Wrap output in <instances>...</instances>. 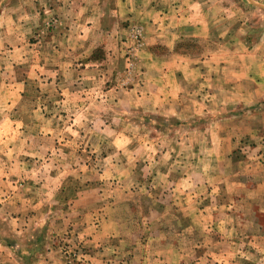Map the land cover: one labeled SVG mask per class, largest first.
<instances>
[{
	"label": "crops",
	"instance_id": "crops-1",
	"mask_svg": "<svg viewBox=\"0 0 264 264\" xmlns=\"http://www.w3.org/2000/svg\"><path fill=\"white\" fill-rule=\"evenodd\" d=\"M209 3L0 0V201L17 232H71L103 264L131 255L139 264H264V71L222 47L202 58L171 50L182 37H211L206 13L218 3ZM52 16L60 23L48 31ZM132 20L172 55L145 56L143 84L124 90L113 83L124 66L117 33ZM115 106L122 117L152 109L184 128L151 140L140 128L133 140L130 119L128 129L113 124ZM243 136L253 143L246 152ZM120 137L126 151L145 150L138 177L130 156L113 171L125 149L109 158L108 148Z\"/></svg>",
	"mask_w": 264,
	"mask_h": 264
},
{
	"label": "rangeland",
	"instance_id": "rangeland-1",
	"mask_svg": "<svg viewBox=\"0 0 264 264\" xmlns=\"http://www.w3.org/2000/svg\"><path fill=\"white\" fill-rule=\"evenodd\" d=\"M210 3H218L216 8L210 9L206 13V16L211 17L216 22H212L210 25V35L206 36H194V37H182L176 45L174 46L173 53L185 54L188 56L193 55V58H202L203 54L208 52H214L216 49L222 47L224 50H232V54L228 57L230 61L235 58V51L240 54H248L246 50L254 49V56L244 55V62L250 64L258 65L260 73L264 71V0H206ZM209 3V4H210ZM222 17V18H219ZM60 19L57 16H52L50 20L45 24V28L48 31L56 29L59 25ZM122 32H118L117 35L120 36L123 42V59L124 66L123 70L116 73L113 82L119 88L124 90H137L144 82V66L143 60L146 57L152 58H170L172 51L170 47L166 46L159 41L154 42V34H152L146 27L145 22H140L137 20L126 21L122 23ZM151 33L150 40L147 41L148 34ZM94 54L97 58L104 57L102 51ZM235 50V51H234ZM99 55L100 57H98ZM224 56H222V60ZM224 83L222 84V86ZM219 93V92H218ZM136 94H139L138 92ZM211 91V95H213ZM222 94L223 87H222ZM136 96V95H135ZM216 103V101H214ZM200 107H196V110H200L204 107L203 103H199ZM208 103H205V105ZM185 106V104H183ZM222 105V104H221ZM218 104H211L210 109H217ZM260 112L264 113V100L259 103ZM248 108V109H246ZM242 111H251L250 107H246ZM119 109V108H118ZM117 106L114 107V111L111 113L114 115L115 119H112L114 125L118 128L128 129L126 124H123L122 119L126 117V123L128 119L131 120L132 128V139L137 140L144 137L140 131V128L144 133L147 132V140H151L156 134V131H167L171 129L181 130L184 128L185 121L161 117L151 110H143L142 108H130L123 115L116 114ZM121 109V108H120ZM239 111V112H240ZM233 114V112L231 113ZM247 114V113H243ZM118 117H121V121H118ZM231 118H234L231 117ZM229 118V119H231ZM227 121L226 127L234 126L235 119ZM253 120L250 118H242L238 122L239 125L243 127L248 126ZM130 123V122H129ZM136 126V127H135ZM232 128V127H231ZM144 129V130H143ZM134 131V132H133ZM174 131V130H171ZM177 131V130H176ZM180 134V133H179ZM181 135V134H180ZM151 136V137H150ZM196 138H199L196 136ZM240 138V137H239ZM116 140V144L120 147H109V158L112 157V150L117 152L118 149L124 148L123 151L116 153V161H118V166L114 168V172L118 173L122 171L119 167L122 157L125 160L128 156L131 157L130 161L133 164L135 175L138 177L140 174L139 158L143 152L145 154L144 148L131 147V151H126V147H122V138ZM246 139L242 144L244 147L241 148L246 152V147L252 146L253 143L247 137H242ZM107 147H105L106 149ZM105 151V150H103ZM83 154H86L83 152ZM102 152H99V157L101 158ZM150 157V155H148ZM99 168V167H98ZM108 170V169H107ZM110 175V173H108ZM117 186V184H115ZM134 197V195H133ZM132 201V200H131ZM3 201H0V264H103L102 262H92V253L90 248L84 246L80 243V240L74 238L73 233L68 232L63 235H59L57 238L54 237L50 240L47 232V226L40 228H33L27 231L17 232V224H15L14 219L10 213V210L2 209ZM131 217L134 221H138L140 218V212L134 209L131 211ZM264 221V217L261 218ZM20 222V221H18ZM17 222V223H18ZM139 228L138 224L134 225L133 230ZM197 235V233H196ZM200 235V234H198ZM203 237V233H201ZM200 237V236H199ZM53 240V241H52ZM55 251L53 257L46 258V263H42L47 251H51V248ZM136 260L135 255H131V258H125L124 262L121 264H139ZM108 264H115L114 262Z\"/></svg>",
	"mask_w": 264,
	"mask_h": 264
}]
</instances>
